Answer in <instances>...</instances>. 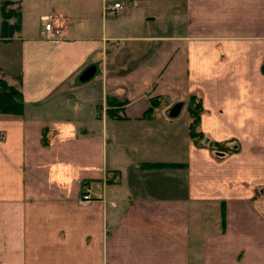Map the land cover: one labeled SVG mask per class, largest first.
Listing matches in <instances>:
<instances>
[{
    "label": "crops",
    "instance_id": "1",
    "mask_svg": "<svg viewBox=\"0 0 264 264\" xmlns=\"http://www.w3.org/2000/svg\"><path fill=\"white\" fill-rule=\"evenodd\" d=\"M5 1L0 264H264V0Z\"/></svg>",
    "mask_w": 264,
    "mask_h": 264
},
{
    "label": "trees",
    "instance_id": "2",
    "mask_svg": "<svg viewBox=\"0 0 264 264\" xmlns=\"http://www.w3.org/2000/svg\"><path fill=\"white\" fill-rule=\"evenodd\" d=\"M7 2V1H5ZM4 3V2H2ZM13 11V15L10 13ZM10 11H5L3 6L0 7V37L5 38L4 34L15 29L17 23L18 13L16 12V8L10 9ZM15 18L12 24H9L8 18ZM1 72V71H0ZM109 103V101H107ZM121 102H117L120 104ZM150 105H156V101L154 98L150 99ZM186 109L188 115L190 117V121L187 126L188 136L193 140V142L200 146L205 145L208 146L210 150L214 153L215 156H222L224 154L235 151V147H228L225 143H217V142H209L207 141L201 132L197 129V120L200 109V101L193 95H189L186 100ZM24 107V102L22 100L21 92H20V83L19 79L16 80V83H8L3 75L0 73V115H10L16 116L21 115ZM151 110V107L147 108L144 116ZM116 112V110H107L106 113L110 116H116L112 114ZM202 140V141H201Z\"/></svg>",
    "mask_w": 264,
    "mask_h": 264
},
{
    "label": "built area",
    "instance_id": "3",
    "mask_svg": "<svg viewBox=\"0 0 264 264\" xmlns=\"http://www.w3.org/2000/svg\"><path fill=\"white\" fill-rule=\"evenodd\" d=\"M121 5L118 2L104 5V16L114 17L118 11L121 9ZM43 31L46 33L47 37L53 38L58 34V28L52 26L48 21L43 24ZM90 201L89 190L86 186L81 187V191L78 198V203L80 205H85Z\"/></svg>",
    "mask_w": 264,
    "mask_h": 264
},
{
    "label": "rangeland",
    "instance_id": "4",
    "mask_svg": "<svg viewBox=\"0 0 264 264\" xmlns=\"http://www.w3.org/2000/svg\"><path fill=\"white\" fill-rule=\"evenodd\" d=\"M1 5L3 6V8H4V10L5 11H10V9H12V5L11 4H9V2H4V3H1L0 2V7H1ZM10 13L13 15V11L11 12L10 11ZM0 18H1V15H0ZM11 18H13L12 16L10 17V18H8V21L11 19ZM13 21V20H12ZM8 37V36H10V31L9 32H6L5 34H4V37ZM0 58H2V53L0 52ZM1 73V72H0ZM2 75H3V77L6 79V81L7 82H9V80H7V77H6V75H4L3 73H1ZM13 83H16V79L14 78V81H13ZM202 141V140H201Z\"/></svg>",
    "mask_w": 264,
    "mask_h": 264
},
{
    "label": "water",
    "instance_id": "5",
    "mask_svg": "<svg viewBox=\"0 0 264 264\" xmlns=\"http://www.w3.org/2000/svg\"><path fill=\"white\" fill-rule=\"evenodd\" d=\"M177 110L173 111V114H176Z\"/></svg>",
    "mask_w": 264,
    "mask_h": 264
}]
</instances>
